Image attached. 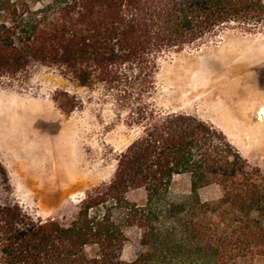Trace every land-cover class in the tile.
Segmentation results:
<instances>
[{
	"label": "trees",
	"instance_id": "obj_1",
	"mask_svg": "<svg viewBox=\"0 0 264 264\" xmlns=\"http://www.w3.org/2000/svg\"><path fill=\"white\" fill-rule=\"evenodd\" d=\"M230 25L264 29V0H0V87L53 70L136 133L67 224L0 203V264H264V172L214 125L152 102L165 57ZM181 176L189 194L175 197ZM211 186L219 199L202 201Z\"/></svg>",
	"mask_w": 264,
	"mask_h": 264
},
{
	"label": "rangeland",
	"instance_id": "obj_2",
	"mask_svg": "<svg viewBox=\"0 0 264 264\" xmlns=\"http://www.w3.org/2000/svg\"><path fill=\"white\" fill-rule=\"evenodd\" d=\"M152 102L214 125L264 172V29L230 25L165 57ZM0 103H7L0 113V203L16 202L42 220L67 224L84 192L111 180L116 156L136 136L100 91L46 68L33 69L25 85L0 87ZM189 189L187 177H176L171 193L181 197ZM220 195L214 186L199 190L204 202ZM128 199L142 203L145 194L135 189Z\"/></svg>",
	"mask_w": 264,
	"mask_h": 264
},
{
	"label": "bare ground",
	"instance_id": "obj_3",
	"mask_svg": "<svg viewBox=\"0 0 264 264\" xmlns=\"http://www.w3.org/2000/svg\"><path fill=\"white\" fill-rule=\"evenodd\" d=\"M6 104L7 103H0V113L1 112H3L7 107H5L6 106ZM9 105V104H8ZM12 105H14V104H12ZM259 115L261 116V118L260 119H264V110L263 109H261V112L259 113ZM233 144V143H232ZM235 147H236V145L235 144H233ZM238 149V148H237Z\"/></svg>",
	"mask_w": 264,
	"mask_h": 264
}]
</instances>
